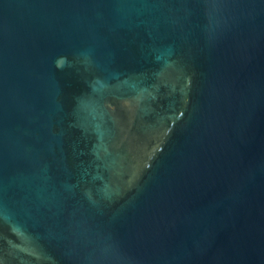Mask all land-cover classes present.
<instances>
[{"label":"water","instance_id":"95a60500","mask_svg":"<svg viewBox=\"0 0 264 264\" xmlns=\"http://www.w3.org/2000/svg\"><path fill=\"white\" fill-rule=\"evenodd\" d=\"M0 264H264V0H0Z\"/></svg>","mask_w":264,"mask_h":264}]
</instances>
